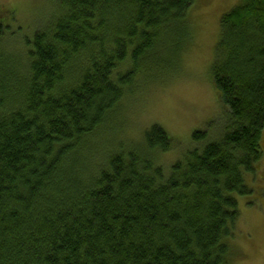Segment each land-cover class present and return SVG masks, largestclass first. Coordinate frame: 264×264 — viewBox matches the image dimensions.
Here are the masks:
<instances>
[{
	"label": "trees",
	"instance_id": "16d2710c",
	"mask_svg": "<svg viewBox=\"0 0 264 264\" xmlns=\"http://www.w3.org/2000/svg\"><path fill=\"white\" fill-rule=\"evenodd\" d=\"M194 4L55 0L27 41L0 24V264H230L236 196L264 161V0L222 18L221 141L165 175L158 155L176 146L164 129L128 151L129 127L114 129L139 75L179 59Z\"/></svg>",
	"mask_w": 264,
	"mask_h": 264
},
{
	"label": "rangeland",
	"instance_id": "374dc122",
	"mask_svg": "<svg viewBox=\"0 0 264 264\" xmlns=\"http://www.w3.org/2000/svg\"><path fill=\"white\" fill-rule=\"evenodd\" d=\"M54 1L0 0V24L9 28L16 39L32 40L49 20ZM240 1L195 0L189 19L190 36L179 59L172 58V51L166 52L174 61L173 67L161 75L147 71L152 79L140 74L136 80L139 91L131 100L126 99L116 118L114 129L118 133L127 126L130 129L128 136L118 139H123L121 150L128 151L133 145L144 147L146 133L154 126L161 127L176 146L158 155L159 165L165 175H170L171 168L185 153L223 139L230 115L214 86L212 69L221 41L222 18ZM7 50L12 52L9 47ZM197 133L206 134V141L195 140ZM262 145L264 152V137ZM257 170L255 176L246 177L251 194L236 196L240 219L235 237L228 241L233 254L230 264H264V161Z\"/></svg>",
	"mask_w": 264,
	"mask_h": 264
}]
</instances>
